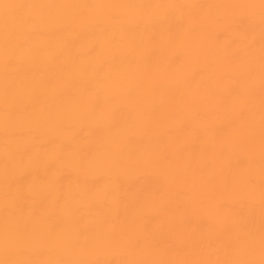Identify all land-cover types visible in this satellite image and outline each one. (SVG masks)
Wrapping results in <instances>:
<instances>
[{"label": "bare ground", "instance_id": "6f19581e", "mask_svg": "<svg viewBox=\"0 0 264 264\" xmlns=\"http://www.w3.org/2000/svg\"><path fill=\"white\" fill-rule=\"evenodd\" d=\"M0 264H264V0H0Z\"/></svg>", "mask_w": 264, "mask_h": 264}]
</instances>
